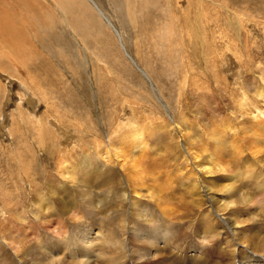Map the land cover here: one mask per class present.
I'll list each match as a JSON object with an SVG mask.
<instances>
[{
    "label": "rangeland",
    "instance_id": "374dc122",
    "mask_svg": "<svg viewBox=\"0 0 264 264\" xmlns=\"http://www.w3.org/2000/svg\"><path fill=\"white\" fill-rule=\"evenodd\" d=\"M11 2L21 50L0 54V264H31L51 243L58 253L65 244L67 257L85 219L97 213L101 222L107 214L129 223L131 200L143 204L140 221L163 211L179 237L178 251L141 264L247 256L246 239L263 220L261 198L219 212L240 225L209 237L203 226L219 225L209 204L181 195L192 189L185 178L194 167L203 188L219 191L211 182L222 172L203 170L214 150L229 161L234 144L245 157L258 148L264 164V143L251 132L264 125V0ZM112 148L125 152L127 168L100 153ZM97 167L110 174L82 184Z\"/></svg>",
    "mask_w": 264,
    "mask_h": 264
},
{
    "label": "bare ground",
    "instance_id": "6f19581e",
    "mask_svg": "<svg viewBox=\"0 0 264 264\" xmlns=\"http://www.w3.org/2000/svg\"><path fill=\"white\" fill-rule=\"evenodd\" d=\"M11 1L13 4L20 6L22 4L21 2H29V0H16L18 3L14 0H0V54L3 52L4 47H6L7 56L12 58L13 52L17 53V51H19V49L21 50V48H19L20 44L18 45V42L20 41L19 29L16 28L14 23L15 20L12 16V12L15 13L16 10L12 4V7L10 6ZM27 2L24 4H27ZM7 3H9V5H7ZM16 16H19V14ZM25 17L27 18L26 15ZM107 23L112 26L109 21H107ZM8 47H10V49H8ZM262 92L264 93V88L262 89ZM254 128V131H251L253 137L257 139L258 143L261 142L263 144L264 125H262V127L261 125H255ZM136 129L137 128L132 127L130 132L134 135L139 134ZM251 130L253 129L251 128ZM247 133V131L244 132V134L242 133V136L246 137ZM173 139L174 138H172L171 142H173ZM116 144L117 142H115V145ZM234 146L236 150L229 158L231 161L220 160L217 156L218 151L214 150L211 153V158L208 160L210 166L204 167L203 169L206 177H208V175L211 177V173L214 169L222 172L223 175L220 176V180L214 183L211 182L212 185H217L219 187L218 190L220 192L218 191L212 193L210 189L207 191L206 188L202 187L204 183L201 178H197L199 172L197 167H194L193 172L191 171L186 173L190 175V177L185 178L187 180L186 183L188 182V185L192 187V189L189 188L185 190L181 196L184 195V197L187 196L190 197V199H194L195 203L201 207L209 204V207L212 209V212L209 213L210 218L219 221V225L215 228H211L204 223L205 225L200 232H203L209 237L214 234H221V230H224V228L226 229V227H229L235 233V227H233V224L237 226L240 225V222L232 223L230 219L228 223L223 222L219 219V212L223 213L226 210L229 211L232 209L243 210L251 204H256V200L258 202V198L259 200L262 199L261 201L264 202V164L260 156L262 154L261 150L256 148L254 152H251V157H245L244 155L246 152L239 147V144H234ZM100 153H103L102 156L107 159L108 163L112 165V167H115L118 164L117 166L121 169H124V167L127 168V165L124 164L126 161L122 159V157H125V152L113 149V151L110 150ZM184 154L185 153L181 154V157L184 158ZM188 154L190 153L188 152ZM191 156L192 161L196 162L198 159L197 153H193ZM258 161H260L261 164H259ZM110 169L111 167L107 169V173L105 172V174L102 175L104 176V179L107 174H110ZM232 169L235 170V173H238L236 174L237 178L235 177V179L230 174ZM98 170L99 173L96 174ZM179 170L181 171V169ZM96 172H88L87 176L82 177V184L85 183V185L87 184L90 188L93 187L97 178H102L100 174V167H97ZM93 177L95 178L93 179ZM107 177L109 178L110 176L108 175ZM104 179L101 182L102 184L105 183ZM186 183L184 185H186ZM238 186H240V188H238ZM123 189L124 192H127L125 186ZM207 193L208 195H205ZM57 200L59 199L57 198ZM72 202L73 200H70L71 204ZM130 202L132 204V208H130L129 212V223H127L126 220L118 217H110L111 215L108 216L107 214L106 220L101 222L100 219L103 215L99 216V214L95 213L93 216L85 219V221H87H83L82 225L76 228L71 239H68L67 257H63L64 255L62 254L65 251V244H63V251L58 253V248L51 243V247L43 245V249L40 252H37V256L32 257L34 258V261L31 262V264H62L65 262V258H67L68 264H141L143 262L153 260L154 258L162 257V255L166 253H174L178 251L179 246H176L175 242L179 240V237H177V239L173 238V229L176 232L177 228L174 224L173 228H167L172 220L169 222L168 218V220L165 219L166 217L164 218L163 211H161V214L157 216V218L154 217L153 219L146 220L144 223L140 221V217L144 213H142V210L144 211L143 204L140 203V201L131 200ZM258 203L257 205H259ZM63 206V208L69 207L68 201H65ZM261 211L260 217L263 216V220L261 219L262 222L260 223L258 230L255 232L253 231L248 239H246V243L249 244L248 247H250V249L252 247V251H247V256H243L236 261V254L234 253V250L232 253V264H264V208ZM179 219L182 220L183 218L181 217ZM182 222H184V220ZM230 241L233 240L225 239L227 246L230 245ZM232 247L234 246L232 245ZM192 253L197 252L194 250Z\"/></svg>",
    "mask_w": 264,
    "mask_h": 264
}]
</instances>
